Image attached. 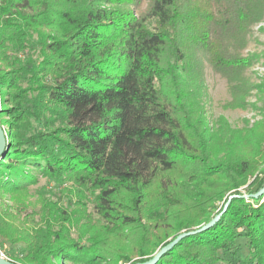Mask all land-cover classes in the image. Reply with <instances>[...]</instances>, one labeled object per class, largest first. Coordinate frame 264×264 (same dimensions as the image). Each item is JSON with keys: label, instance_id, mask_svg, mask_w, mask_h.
Returning a JSON list of instances; mask_svg holds the SVG:
<instances>
[{"label": "trees", "instance_id": "1", "mask_svg": "<svg viewBox=\"0 0 264 264\" xmlns=\"http://www.w3.org/2000/svg\"><path fill=\"white\" fill-rule=\"evenodd\" d=\"M263 18L264 0H0L6 258L145 262L221 213L154 264H264V78L243 54ZM204 64L261 120L209 126Z\"/></svg>", "mask_w": 264, "mask_h": 264}, {"label": "rangeland", "instance_id": "2", "mask_svg": "<svg viewBox=\"0 0 264 264\" xmlns=\"http://www.w3.org/2000/svg\"><path fill=\"white\" fill-rule=\"evenodd\" d=\"M251 36L249 39V44L246 49L243 51L244 55L247 54H258L260 56V60L248 71L250 74V78L254 80L257 84L260 82V79L264 78V18L261 22L255 24L251 28ZM198 99L201 102V105L204 109L207 123L209 126L217 120L219 117H224L226 121L230 124L232 128H240L244 124V120H247L250 124L255 120H261V116L259 112L253 110L249 107L246 109H231L226 107V103L230 101V95L227 90L226 82L224 79L220 78L218 75H215L210 71L208 66L204 64V68L201 74V90L199 91ZM3 99V95L0 96V102ZM248 103L255 104L256 98L254 93L246 99ZM257 107L262 106V102L256 103ZM5 119V118H3ZM5 128H8L7 125H3ZM262 166L261 168H263ZM45 179L43 177H37V182L34 184H30L28 186L29 190V202L31 205H35L38 200L37 192H42V187L45 185ZM45 188H48L47 186ZM241 192H243L241 190ZM59 191L53 190L55 197L58 196ZM58 194V195H57ZM48 200L55 201L53 196H49L50 194H44ZM244 195V194H242ZM7 205H11V202H6ZM220 206V203L216 205V208ZM32 207H29L28 212ZM90 211V209H89ZM169 240V239H168ZM240 246L242 247V253L245 254L247 249L244 240H238ZM6 246V245H5ZM5 254V253H4ZM61 264H72L69 261L64 260ZM123 264V263H119Z\"/></svg>", "mask_w": 264, "mask_h": 264}, {"label": "water", "instance_id": "3", "mask_svg": "<svg viewBox=\"0 0 264 264\" xmlns=\"http://www.w3.org/2000/svg\"><path fill=\"white\" fill-rule=\"evenodd\" d=\"M5 144H6V139L3 133V130L0 126V156L3 153V150L5 148ZM264 192V187L257 193L254 195V197H257L259 195H261ZM235 196H230L228 198V200L226 201L224 208L222 210V212L225 210V208L227 207V205L229 204V201L231 198H233ZM221 213L215 215L209 222H207L206 224L201 225L198 228H195L194 230L191 231H182L181 233H179L173 240H171L168 244H166L165 246H163L162 248H160L150 259H148L145 262H137L135 264H154L155 262H157V260L166 252H168L174 245H176L179 241H181L182 239H184L185 237H188L190 235H195L198 233H201L209 228H211L219 219ZM0 264H16L6 258H3L0 256Z\"/></svg>", "mask_w": 264, "mask_h": 264}, {"label": "built area", "instance_id": "4", "mask_svg": "<svg viewBox=\"0 0 264 264\" xmlns=\"http://www.w3.org/2000/svg\"><path fill=\"white\" fill-rule=\"evenodd\" d=\"M0 256L3 257V258H6V256L4 255V253L1 250H0Z\"/></svg>", "mask_w": 264, "mask_h": 264}]
</instances>
